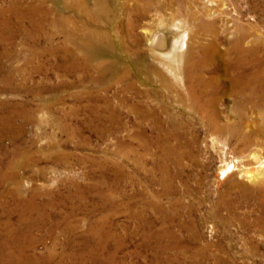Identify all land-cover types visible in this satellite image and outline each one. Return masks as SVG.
<instances>
[{
  "label": "rangeland",
  "instance_id": "1",
  "mask_svg": "<svg viewBox=\"0 0 264 264\" xmlns=\"http://www.w3.org/2000/svg\"><path fill=\"white\" fill-rule=\"evenodd\" d=\"M96 1L106 9L88 23L81 6L91 9ZM133 1L0 0V12L12 3L23 12L22 31L13 18L6 26L12 38L0 25V79H12L10 86L0 82V116L11 102L26 106L33 118L15 138L0 136V178L15 174L0 182V209L11 204L13 193L24 200L36 190L38 205L52 200L46 217L57 225L35 227L31 235L36 243L25 248L35 257L50 254L52 264H106L111 253V264H264V189L255 192V184L245 179L225 182L218 177L219 160L206 132L176 93L160 88L149 72L154 66L145 48L147 35L157 24H169L168 9H176V22L185 23L203 2ZM213 1L245 26L249 45H262L258 54L264 57V0ZM29 11L41 28L32 26ZM64 16L90 32L106 33L93 44L102 58L91 62L86 76H65L53 68L50 52L62 41L55 20ZM215 23L218 29L219 20ZM196 31L186 36L182 65L196 55L200 43L213 40L204 30ZM214 41L219 52L213 54L211 68L223 72L228 42L220 34ZM232 99L223 98L219 108L231 107ZM148 110L152 116L139 114ZM157 126L162 133L176 134L156 138ZM0 130L7 133L1 125ZM256 166L244 168L254 171ZM4 221L0 214V239L7 234ZM95 222L107 235L99 251H93L96 238L91 245L80 243L83 236L90 237Z\"/></svg>",
  "mask_w": 264,
  "mask_h": 264
},
{
  "label": "bare ground",
  "instance_id": "2",
  "mask_svg": "<svg viewBox=\"0 0 264 264\" xmlns=\"http://www.w3.org/2000/svg\"><path fill=\"white\" fill-rule=\"evenodd\" d=\"M200 1L203 2V5L193 14V18L186 19L185 23L176 22V9H168L169 24L166 23V26L157 24V27L147 35L145 48L154 66L149 72L156 77L160 88L176 93L182 103V107L186 105L184 107L186 108L185 111L190 113L197 120L200 129L206 132L211 150L219 160L217 167L218 177L221 180H225V182H228L233 177L245 179L247 182L255 184L256 187L253 191L258 192L264 189V57L258 54L262 45L260 46L259 43L255 42L249 45L245 26L231 20L213 0ZM73 3L75 4V2L71 4L73 5ZM72 5L71 7H73ZM102 7L104 5L100 1H96L91 9L83 4L81 6L82 10H80L81 16L88 23L92 21L94 23L99 18L97 17V11L101 10ZM31 13L32 11H29L27 14H29L32 26L38 29L41 28L39 23H34V20H31ZM22 17L23 12L18 10L16 5L12 3L7 11L0 12V25L6 28L9 20L13 21V18L17 22L18 29L22 31L20 24L23 21L19 24ZM156 20L158 22V19ZM215 20L220 22L218 29ZM54 26L57 28L55 30L62 35V41L55 42L56 44H54L50 52L55 62L53 68L65 76L71 73H80L86 76L91 62L100 61L102 58V51L96 48L95 42L100 40V38L104 39L106 33L103 32L101 35L96 34L94 31H91V33L84 25L76 23L75 19L71 20V18L65 16L58 17ZM131 28H128V30ZM30 29L28 38L31 36L29 34ZM195 29L198 31L204 30L205 35L211 34L210 37L213 40L211 39L207 45L200 43L196 55L193 54V58L188 59L182 65V53L188 46L185 42L186 36L188 33L198 34L199 32ZM5 30H7V32L4 31L7 38L14 36L10 29L6 28ZM0 33L1 40L2 32ZM218 34L222 35L224 41L228 42L227 48L222 54L226 69L223 72L211 68L215 58L213 54L217 51L214 40ZM101 65L102 63L98 64V66ZM108 68L111 67L108 65ZM3 69L0 65V72L3 73ZM100 71L103 73L104 67L100 68ZM9 77L10 75L2 77L0 82L4 86H10L12 79ZM160 91L162 90L160 89ZM223 98H233L230 100L231 107L219 108ZM4 105L10 107V109L5 108L4 114L0 116V125L7 133L0 130V136L5 134L8 137L15 138L17 133L22 131V127L30 123L33 118L26 106L11 102ZM139 114L150 117L153 112L148 110L147 113L143 114L139 111ZM154 130L156 138L159 135L166 136L170 134L174 136L176 134L174 130L162 133V129L159 126L154 127ZM232 141L235 143L232 144ZM10 163L11 165L14 164L12 160ZM253 163L257 165L254 171H248L244 168L245 165ZM14 178V173H5L0 178V182ZM234 185L238 186L239 183ZM78 190L81 195L83 192L82 188ZM243 190L248 191L247 189ZM38 195H40L38 191L33 190L29 198L19 200L17 193H13L9 196L11 204L8 203L6 206H1L0 214L5 217L3 226L7 234L0 239V264H52L53 258L50 254L43 258L35 257L34 254L33 256L29 253V255L26 254L25 248H32L36 243V239L31 235V231L35 227L45 226L46 223L53 227L57 225L50 217H46L49 215L46 209H51L52 200L38 205L36 202ZM81 199L82 196H80ZM14 215L17 218L13 225V223L11 224V218ZM101 222H95V224L90 225V231L88 230L90 237L83 236L80 239V243L86 246L89 243L91 245V238H96V247L93 251L101 250V246L105 244L104 239L107 237V235L99 232ZM113 258L114 254L111 253L108 259L105 260L106 264H111ZM82 259L81 257V261ZM67 260L73 261L74 258L68 256ZM55 264L68 263L60 260Z\"/></svg>",
  "mask_w": 264,
  "mask_h": 264
}]
</instances>
